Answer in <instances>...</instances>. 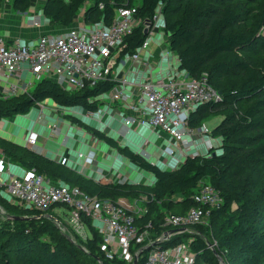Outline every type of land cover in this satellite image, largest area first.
Here are the masks:
<instances>
[{
    "label": "trees",
    "instance_id": "obj_1",
    "mask_svg": "<svg viewBox=\"0 0 264 264\" xmlns=\"http://www.w3.org/2000/svg\"><path fill=\"white\" fill-rule=\"evenodd\" d=\"M138 1L134 4L133 0H90L82 19L87 24L100 21L108 24L122 5H137V16L149 19L161 6L166 19L167 42L178 59V70L193 78L206 72L209 85L221 94V101L199 105L190 114L189 125L200 126L213 108H230L211 130L221 139L216 149H211L202 158L186 157L174 172H156L151 187L139 185L127 190L123 187L132 185L95 184L81 175L73 174V177L67 166L47 156L28 151L27 156L19 158L49 181L76 186L99 199L116 202L121 197L130 199L147 195V212L136 216L135 220L138 226L152 222L153 238L169 229V226H161L166 214L182 215L196 206L192 196L197 190L193 188L205 179L220 191L222 205L210 212L206 224L194 226L200 235H174L160 246L188 242L195 255L194 264H219L207 246V242L215 243L218 255L227 264H264V194L255 193L260 186L257 167L264 165V71L253 60L241 56L259 49L264 55V35L259 33L264 30V0L250 32L236 30L239 21L237 0ZM82 3L84 0H44L41 13L49 23H57L66 30L72 27ZM10 5L25 12L31 6V0H11ZM171 17L174 19L170 20ZM144 39L142 27L137 26L125 39L124 51L133 52ZM222 55L225 57L218 59ZM226 76L236 80L223 85L213 82L214 78ZM112 85V82H105L92 88L65 91L52 80L42 79L27 95L0 99V117L25 113L35 102L46 98L60 105H79L92 111L99 107V102L90 99L108 91ZM70 120L77 124L80 121L74 116H70ZM85 128L109 146L117 147L112 138L97 129ZM14 146L23 150L21 146ZM120 151L124 152L122 148ZM126 155L139 164L131 152ZM4 158L15 164L20 161L15 152L8 150H5ZM233 204L234 208L231 207ZM0 206L7 215L25 217L12 220L0 213V264H131L105 256L102 235L84 215L82 221L89 235L72 243L52 221V217H56L53 216L55 208L66 213L67 206H51L41 212L12 204L1 195ZM145 254L146 251L138 257L137 264H143Z\"/></svg>",
    "mask_w": 264,
    "mask_h": 264
},
{
    "label": "built area",
    "instance_id": "obj_2",
    "mask_svg": "<svg viewBox=\"0 0 264 264\" xmlns=\"http://www.w3.org/2000/svg\"><path fill=\"white\" fill-rule=\"evenodd\" d=\"M1 3L6 4L8 0H0ZM157 11L146 22L137 16V6L122 5L108 24L83 21L62 33H44L31 40L14 37L7 41L0 35V99L23 92L28 94V86L42 79L52 80L65 91L112 82L108 91L90 99L99 102L97 110L100 116L94 117V112L83 108L96 122L102 123L103 116L111 113L109 110L114 107L120 121L117 136L123 137L146 128L156 138L182 146V152L190 150L198 140L203 142L204 137L211 133L204 124L197 128L190 126V114L199 105L221 101V94L209 85L207 74L193 78L178 70L176 64L175 72L170 76L155 75L154 78L150 75L145 81H134L130 68L124 67L127 61L135 64L150 54L146 51L141 57L149 41L153 40L151 35L157 28ZM30 24L41 26L36 20ZM137 26L142 27L143 33L146 30L145 39L133 52H125V39ZM26 72L31 75L29 80L23 78ZM70 110L65 111L71 113ZM47 127L58 132L56 124ZM37 137L36 132H29L25 145L36 149ZM146 143L148 140H144ZM211 148V145L207 147L209 151ZM191 151V156L186 153V157H195L196 152ZM93 154L94 149L87 153L77 152L74 163L85 171L89 170L88 176L103 175ZM14 167L13 162L0 158V195L7 201L41 212L51 206H67L66 214L75 231L84 225L82 215L89 217L102 235L105 256L131 264L141 247L156 241L159 243L146 251L143 264H194L195 255L188 242L168 247L160 244L178 234L200 235L194 226L206 224L210 212L223 203L218 189L208 182H200L199 189L192 196L196 206L182 215L166 214L161 226H169V229L153 238L152 222L138 226L135 220L136 216L147 212L146 206L140 204L146 201L147 195L116 202L99 199L76 186L53 183L33 170L16 175L12 172ZM60 230L68 232L65 228ZM170 230L175 231L169 233Z\"/></svg>",
    "mask_w": 264,
    "mask_h": 264
},
{
    "label": "rangeland",
    "instance_id": "obj_3",
    "mask_svg": "<svg viewBox=\"0 0 264 264\" xmlns=\"http://www.w3.org/2000/svg\"><path fill=\"white\" fill-rule=\"evenodd\" d=\"M65 1H68V0H65ZM10 2L11 0H8V3L3 4V5H6L4 6V8L10 9V12L12 13V15H14L17 18V20L21 22L20 26L25 25L27 28L28 27L36 28V26L30 24L31 21L36 20L41 25L40 27L46 28L47 31L54 32V33H62L65 30L63 27L59 26V24L57 23H51V22L49 23V20L42 15L41 5L43 4L44 0H31V6L25 12H20V11L15 10L14 8H11ZM133 2L134 4L139 3L138 0H133ZM88 4H90V0H84V3L79 5L78 12L75 16L74 21L71 24L72 27L83 23L82 15H83L84 10L87 8ZM262 4H263V0H237L236 5L239 10V21L236 26V30L242 31V32H250L253 29L254 22L257 19V15L260 12ZM157 13H158V19L156 23L157 28L154 34L151 35V39L153 38V40L149 41L148 47L142 53L141 57H143L146 51L149 52L150 54H147V56H145V59L143 58L141 62H137L135 64L128 62L130 67L133 65L134 68H138V65H140V67L142 68L141 73H138L133 77L137 81H145L149 79L150 75H153V77L170 76L172 72H175L173 71L174 69L170 67L173 65V68H175L176 65H175V59H173L175 57L174 53L170 51L169 45L167 42L168 36L165 31L166 19L162 15L161 9H159ZM172 19H174V17L170 18V20ZM144 20H147V19H144ZM259 33L261 35H264V30L262 29L259 30ZM122 54L123 53H121L120 55ZM241 56L249 60H253L259 66V68H261L264 71V55L261 49L254 50L251 53L243 54ZM224 57L225 56L222 55L218 59H223ZM23 78L26 80H29L31 78V75L26 72L23 74ZM235 80H236L235 77L226 76V77H221L219 79L214 78L213 82L223 85L228 82H233ZM37 83L38 81H34L33 84L28 86L27 92H31ZM23 94L27 95L24 92ZM15 96H21V94H18ZM9 97H13V96H9ZM6 98L8 97L6 96L3 99H6ZM39 103L35 102L34 105L25 113L15 114L9 117H0V132L4 131V134L2 133L0 134V138H1L0 139V158L4 157L5 150L11 151L13 153L15 152V155H17L18 160H20L19 158L20 156H23V157L27 156L26 152L28 151L36 153L37 155L46 156L44 153V149H42V147H39L40 140H39V143H36V149L29 148L25 145V139H26L27 133L29 129L32 128L34 124V120L37 119L36 117H39V114H42L41 121L40 120L38 121V124L40 125H44L43 123L44 120L42 121L43 118L54 120L55 117H60V118L64 117L70 120V116L71 117L74 116L76 118L78 117V119L80 120L79 124L73 122L74 124L84 129L88 133H90V131H88L85 128V126L97 129L99 132L103 133L105 136L112 138L116 142L117 147H111L103 141L106 145H108L112 149L111 153L113 154L112 155L108 153V159L110 161L113 160L111 163V166L106 165V164H104V166L100 165V167H102L100 170H102L101 173L103 175L94 174V175L88 176L90 174L89 170L85 171L81 169L79 166H77L74 163V160H71V162L69 161L68 164H64L65 166H67L68 170L72 172L71 176L74 177L75 174L81 175L83 178L87 179V181L93 182L95 184L106 183L110 185H115V184L116 185H132V187H127V188L123 187V189L125 190L129 188L132 189L134 186H139V185L142 187H147V188L153 186L155 182L154 174L156 172H159V173H164L166 171L174 172L183 163L184 159L186 158V153H188L189 155L190 153L191 154L193 153L191 150H194L196 152V154L194 155L195 157L193 158H202L206 156V154L209 152V149H207L209 145H211L212 147L211 149H214V148L216 149V146L218 145V142L220 143L221 139L218 138L217 134H214V133L212 134L211 130L214 129L219 124V122L223 118V115L228 114L230 111V108L228 107L213 108V110L210 111V116L207 117V119H205L202 122V124H204L208 128V130L211 131V133L204 137L203 142L201 140H198L197 143L190 148V150H185L184 152H182L181 151L182 146L179 147L169 140L159 139L156 137L154 138V136H152L154 134L149 132L146 128L140 129L141 131L137 132L136 134L133 132H130L127 136L124 135L123 137L117 136V135L115 136L111 134V132L105 128L106 125L104 121L109 119V115L111 116L112 114L113 115L115 114L116 116L114 107H111L109 110L112 114H105V120L102 118V122L104 123L103 124V123H97L96 122L97 120L93 119L91 117L92 116L91 114H89V116L91 117L90 119H83V118L80 119V116H78L76 113L68 114L69 116L63 115L61 113L63 109H61L60 111V107H64V105H60L56 103L55 107H50L52 105L51 102H49V106L47 104L45 105L43 102H39ZM74 106H75V109L77 110L79 109V111H81L79 105H74ZM97 109L92 110V112H94V117L100 116V113H99L100 111ZM39 127L40 126L37 125L36 129H38ZM192 127L197 128L198 125H194ZM5 132L9 133L10 136L13 135L12 139L11 137L9 138L5 136ZM48 132L51 137H58L56 139V142H59L61 140V136L58 135V132H56V130L52 131L48 129ZM17 134L19 135L17 136ZM14 135H16V137L20 136L19 139H16ZM90 135L94 136V138H96L98 141L100 140L92 133H90ZM14 138L17 141H14ZM143 138H148L149 142L144 144ZM49 143L51 142L47 141V144ZM14 144L21 146L23 150L14 146ZM120 148L124 150L123 153L125 155L120 151ZM96 150L97 149L95 148V151L93 154L94 156H97L98 154ZM130 152L132 156L137 157V162L139 164H137L136 162L134 163L132 159L127 158L129 156H127L126 154ZM116 157H121L122 161L121 159H119L118 162L114 161V158ZM49 159L52 161H55L56 163L58 162L62 164V162L54 160L53 158H49ZM96 161L97 160H95V162ZM18 164L17 165L24 171L20 170L19 172H16L15 169H12L13 173L14 172L17 173L16 175H24L25 173H27V171H31V170L37 173V171L35 170L36 168L33 167L31 164L30 165L27 163L23 164L21 160L19 161ZM50 166L51 168H54V166L52 165ZM57 169L61 171H65L64 169L59 168V167ZM257 169L258 171H257L256 176L259 180L260 186L258 189H256L255 193L259 194L261 192L264 194V165H258ZM200 182L205 183L207 181L204 179V180H201ZM199 186H200V183L198 184V186L197 185L194 186L193 190L194 191L198 190ZM144 191H146V189H144ZM119 199H126V198L121 197ZM148 199L149 198H146V201L145 202L142 201L140 202V204L143 206H146ZM231 207L234 208L235 205L233 204ZM54 212L55 214L53 216L56 215V217H53L52 221L56 223L59 230L60 228L67 229L68 235L73 240L75 241H77V239L83 240L86 236L89 235V231L87 230L85 225H83L82 227L80 226V228H78L75 231L72 225L69 223L67 214L65 212L63 213L62 210H58L56 208ZM212 248L214 249L213 251H212ZM209 249L213 252V254L215 253L214 254L215 258L218 260L217 256L218 257L220 256L217 253V247L215 243H212ZM222 261L224 264H227L224 259Z\"/></svg>",
    "mask_w": 264,
    "mask_h": 264
},
{
    "label": "crops",
    "instance_id": "obj_4",
    "mask_svg": "<svg viewBox=\"0 0 264 264\" xmlns=\"http://www.w3.org/2000/svg\"><path fill=\"white\" fill-rule=\"evenodd\" d=\"M4 6L2 3L0 4V35H2L7 41L11 40L14 37H21L22 39L25 40H31V39H35L36 37H38L41 34L44 33H50V31H47L46 28L44 27H36V28H32V27H26L25 25L20 26L19 20H17V18L12 15V13L10 12V9L8 8H4ZM174 58L175 59V65L177 64V57L174 54ZM125 62V61H124ZM129 61H127L124 65L125 68H130L131 70V78L134 81L135 80L133 77L138 74L141 73L142 68L140 67V65H138V68H134L133 65L130 67V65L128 64ZM131 63V62H130ZM136 67V66H135ZM172 69L173 65L170 66ZM151 77H153V75H151ZM155 78V77H154ZM45 105L47 104L49 106V102L52 103V105L50 107H55L56 103L53 102L50 98H46L42 101ZM37 107V106H36ZM68 107V108H66ZM61 109H63L61 111ZM66 109H71V113H76L78 116H80V119H90V116H88L89 114L80 106V110L79 109H75V106H64V107H60V111L63 115H68L71 114L69 111H65ZM81 113V114H80ZM112 114V113H109ZM41 116L42 114H39V117H36L37 119L34 120V124L32 126L31 129H29L28 133L31 131H34L37 133L38 137L37 140L39 143L40 140V145L39 147H42V149H44V153L47 157L49 158H53L54 160L60 161V162H64L65 164H68V162L71 160H77L76 159V153L77 152H83V153H87L88 151H90L91 149L95 151V148L97 149L96 151L98 152L97 156H95V160L98 166H104V164L111 166V163L113 160H109L108 159V153L112 154L111 151L112 149L106 145L103 141H98L96 138H94V136H91L90 133L86 132L84 129L80 128L79 126H77L76 124L72 123L70 120H68L67 118H60V117H55L54 120H49V119H42L44 125H40L38 124V121H41ZM69 116V115H68ZM78 118V117H77ZM103 119L105 120V115L103 117ZM99 123V122H97ZM103 123V122H102ZM105 123V128L108 129L111 134L116 136V130L118 129V127L120 126V121L119 118H117V116L115 117L113 114L110 116L109 115V119H107L106 121H104ZM103 123V124H104ZM50 124H56L58 126V135L61 136V140L59 142H56V139L58 137H51L49 132H48V128L47 126ZM40 126L38 129H36V126ZM141 130L138 131H132L133 133H137ZM4 134V131H1L0 134ZM27 133V134H28ZM19 134H17L18 136ZM5 136L7 137H11L9 133L5 132ZM16 139H19V137H16V135H14ZM127 136V135H126ZM154 136V135H152ZM14 141H17L15 140ZM51 138V139H49ZM153 138V137H152ZM155 138V136H154ZM144 140H148V138H143ZM47 141L51 142L49 144H47ZM149 142V140H148ZM113 155V154H112ZM115 157V156H114ZM113 159V158H112ZM119 159L122 158L121 157H116L114 158V161H119ZM110 161V162H109ZM15 164V163H14ZM102 168V167H100ZM16 170V172L24 171L22 170L17 164H15V167L13 168ZM16 172H14L15 174H17Z\"/></svg>",
    "mask_w": 264,
    "mask_h": 264
},
{
    "label": "water",
    "instance_id": "obj_5",
    "mask_svg": "<svg viewBox=\"0 0 264 264\" xmlns=\"http://www.w3.org/2000/svg\"><path fill=\"white\" fill-rule=\"evenodd\" d=\"M148 20H146V22H147ZM143 34H146V30L144 31V33ZM0 213L1 214H4L7 218H9V219H12V220H19V219H24L25 217H20V216H14V215H7L6 213H5V211L3 210V209H1L0 210ZM49 217H51L50 215H49ZM53 219V218H52ZM175 230H170L169 231V233H173ZM72 243H75V241L67 234V233H65L64 231H61ZM159 243V241H156L155 243H152V244H148V245H145V246H143V247H141L139 250H138V252H137V254H136V256L134 257V259H133V261H132V264H137V259H138V257H139V255H141L143 252H145V251H147L152 245H154V244H158ZM207 246L208 247H210L211 246V244H209V242H207ZM214 249L212 248V251H213ZM215 254V253H214ZM217 258H218V261L220 262V264H224L223 263V261H222V259L220 258V257H218L217 256Z\"/></svg>",
    "mask_w": 264,
    "mask_h": 264
}]
</instances>
